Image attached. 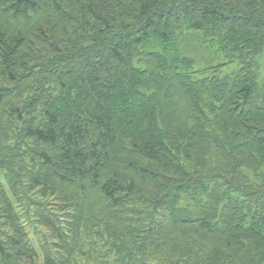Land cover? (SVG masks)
Returning <instances> with one entry per match:
<instances>
[{
    "label": "trees",
    "instance_id": "1",
    "mask_svg": "<svg viewBox=\"0 0 264 264\" xmlns=\"http://www.w3.org/2000/svg\"><path fill=\"white\" fill-rule=\"evenodd\" d=\"M263 55L264 0H0V109L23 125L0 159L14 196L55 197L31 203L44 263L264 264ZM19 225L0 186V264L35 262Z\"/></svg>",
    "mask_w": 264,
    "mask_h": 264
},
{
    "label": "rangeland",
    "instance_id": "2",
    "mask_svg": "<svg viewBox=\"0 0 264 264\" xmlns=\"http://www.w3.org/2000/svg\"><path fill=\"white\" fill-rule=\"evenodd\" d=\"M86 44V43H85ZM85 44L81 45V49H84V47L86 46ZM67 47H62L59 50V54H57V58L55 59V61H58L59 59L66 57V50ZM206 48H203V52L205 51ZM68 50H77V48H72V47H68ZM207 51V49H206ZM203 52L201 51L200 54H203ZM70 52H68L67 54H69ZM199 53V51H198ZM204 55V54H203ZM58 56H60L58 58ZM44 62V61H42ZM66 62V61H65ZM232 65H227L223 68L222 73H229L231 72V70H233L231 67ZM75 67V66H74ZM73 67V68H74ZM237 66L236 64H234V69H236ZM122 73V72H121ZM261 73L264 77V55L261 57ZM43 79L44 77H46L45 75H42ZM180 85H182V87L184 89H186L185 84L182 82H180ZM178 89L177 87V83H173V86L171 87V93L173 95L174 92H176L175 90ZM180 89V87H179ZM128 93H130L128 91ZM38 95H41L40 93H37ZM112 96H114L112 94ZM174 96V100L175 102H177L178 100L176 99L175 95ZM115 99V97H113ZM132 106H130L129 110H137L140 109L142 106V102H140L139 100H137L136 98H134L133 102H132ZM14 104V101H11L7 107V112L5 113L4 109H6V107L1 108V113H0V139L4 138L5 144L8 143L10 136H15V134H18V132H20V129H22L23 125L22 123L17 122L16 120V116H13L9 113V108L11 107V105ZM131 104V103H130ZM116 113L118 114H122V117L124 118V122H127L128 127H133V119L131 120L130 115L128 114V111L126 109H124V107H119L118 110H115ZM16 119V120H15ZM15 143V142H14ZM13 143V144H14ZM23 152H25V149H23ZM20 156V155H18ZM10 157V156H8ZM2 159H0V186H2L3 188L6 189V191L9 192V196L11 198V201L15 207V210L17 212V216H18V220L20 221V231H24L25 232V238H23L24 243H26V245H28L29 247H32L35 249L36 251V258H35V262L31 263V262H27L28 264H45L44 263V257L46 256L47 252H53L55 253V248L54 246H56V241L54 239L53 234L51 233V231L49 230V228L38 225L36 223V219L34 218V210L33 207H31V203H36L35 205H44L45 203L48 204L49 209H53L54 207V198L52 197H44L43 199L40 198L38 196L37 192H30V194L28 195V198H26L27 193L25 194H18V196H14V190L12 188V186L10 185L7 176H9L10 172H15L17 175L20 176V168L17 166V169H13V167H11L10 165L7 164V166H3L1 164ZM21 161V160H20ZM22 166H29L30 165V159H28L27 157H24V162H21ZM21 167V165H20ZM10 188V191L8 190ZM61 189V188H60ZM62 190V189H61ZM12 196V197H11ZM25 196V197H24ZM94 208H100L98 207H94ZM52 211V210H51ZM97 214V215H96ZM96 214H94V217L96 218L97 216L100 218V214L99 211H96ZM100 227V226H99ZM101 228V227H100ZM98 230L96 229L93 233V235L95 236H100V234L97 233ZM9 235H13L11 232H8ZM101 234H103V238L107 237V231H105L104 229H101ZM92 236V238H88L86 241H83V251L84 252H80L79 254H82L83 256H89L93 261H95L96 259L100 260L104 254H106V248L104 247V244L99 243L100 238ZM82 242V240H81ZM97 243V244H95ZM94 263V262H93ZM91 262L86 263V261L84 259H80L77 257V260L75 259V262H73V264H93Z\"/></svg>",
    "mask_w": 264,
    "mask_h": 264
},
{
    "label": "bare ground",
    "instance_id": "3",
    "mask_svg": "<svg viewBox=\"0 0 264 264\" xmlns=\"http://www.w3.org/2000/svg\"><path fill=\"white\" fill-rule=\"evenodd\" d=\"M149 67H150V66H149ZM149 69H150V68H149ZM152 71H153V70H152ZM157 73H158V71H157ZM157 73H156V74H157ZM83 75H84V74H83ZM64 79H65V78H64ZM66 79H67V78H66ZM66 79H65V80H66ZM68 81H69V80H68ZM66 83H68L67 80H66ZM69 83H70V82H69ZM79 87H80V86H79Z\"/></svg>",
    "mask_w": 264,
    "mask_h": 264
}]
</instances>
